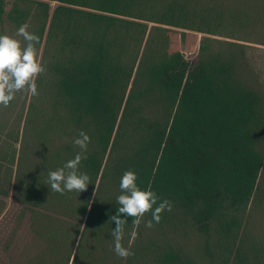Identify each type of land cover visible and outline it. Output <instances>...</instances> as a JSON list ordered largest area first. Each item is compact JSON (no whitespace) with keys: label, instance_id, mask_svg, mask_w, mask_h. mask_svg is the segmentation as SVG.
<instances>
[{"label":"trees","instance_id":"1","mask_svg":"<svg viewBox=\"0 0 264 264\" xmlns=\"http://www.w3.org/2000/svg\"><path fill=\"white\" fill-rule=\"evenodd\" d=\"M32 1L45 20L39 44L47 32L48 45L59 44L49 65L57 92L77 136L91 137L79 169L96 192L89 219L115 228L120 179L133 171L142 190L170 202L153 225H190L209 255L248 264L241 233L264 168V92L240 41L264 22V0ZM5 14L0 0V21ZM28 16L18 5L10 14L17 25ZM186 32L206 35L196 64L181 50ZM107 179L118 189L111 199L101 191ZM127 219L124 231L133 232ZM141 252L158 264L190 263L166 239Z\"/></svg>","mask_w":264,"mask_h":264},{"label":"rangeland","instance_id":"2","mask_svg":"<svg viewBox=\"0 0 264 264\" xmlns=\"http://www.w3.org/2000/svg\"><path fill=\"white\" fill-rule=\"evenodd\" d=\"M16 5L29 14L25 24L30 33L39 37V28L45 20L32 0H6L0 34L26 45L24 38L17 35L22 25L10 18ZM51 6L52 16L58 3H51ZM47 33L42 44L36 45L39 62L45 68L36 77L38 94L32 95L24 89L16 93L9 107L0 106L2 264H158L154 259L144 260L140 254L143 255L144 245L149 242L160 244L163 239L189 254V264H225L215 250L210 251L211 255L205 252V239L190 225H179L176 229L170 226L160 229L155 225L149 228L145 218L133 232L124 231L121 243L131 254L121 258L114 251L112 230L97 226L88 217L95 191L91 194L89 191L60 194L48 189V172L61 168L64 160L73 159L78 149L73 142L78 136L64 107L63 97L57 92L56 76L49 70L57 52L55 44L48 45ZM186 33L187 36L181 39V50L186 59L196 64L206 35ZM248 33L241 35L247 42H240L249 46L251 75L255 85L264 92V22L251 26ZM55 46L58 49L59 44ZM101 191L104 197L111 199L118 189L111 179H107ZM241 235L244 250L248 252L246 262L264 264V168L258 194L246 214ZM228 264L244 263L233 258Z\"/></svg>","mask_w":264,"mask_h":264},{"label":"clouds","instance_id":"3","mask_svg":"<svg viewBox=\"0 0 264 264\" xmlns=\"http://www.w3.org/2000/svg\"><path fill=\"white\" fill-rule=\"evenodd\" d=\"M28 25L19 27L17 35L27 42L22 45L18 39L0 34V106L9 107L14 101L16 93L27 89L32 95L38 94L36 77L45 71L38 59L39 37L28 31ZM91 137L81 132L74 139V146L80 149L75 157L64 163L63 167L48 172V189L60 194L65 192L83 193L87 191L90 178L79 171L83 155L87 151ZM138 176L133 171H127L120 179V192L117 197V210L110 216V223L115 225L111 235L114 239V251L121 258H127L131 253L121 241L124 238V228L128 224L127 218H132L134 225H139L142 218L151 213L152 219L147 226L153 227L162 220V213L171 211L170 202L160 201L158 195L151 189L142 190L138 183ZM96 193V192H95ZM96 195V194H95ZM90 208V207H89ZM135 235V233H133Z\"/></svg>","mask_w":264,"mask_h":264}]
</instances>
